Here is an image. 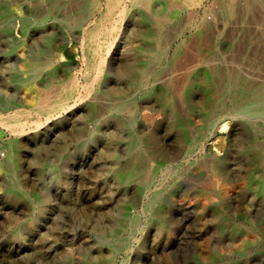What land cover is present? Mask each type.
Returning <instances> with one entry per match:
<instances>
[{"label":"rangeland","instance_id":"1","mask_svg":"<svg viewBox=\"0 0 264 264\" xmlns=\"http://www.w3.org/2000/svg\"><path fill=\"white\" fill-rule=\"evenodd\" d=\"M124 3L129 14L98 29L106 0H0V264H99L122 204L136 223L107 264H264V115L252 119V133L231 112L234 94L264 86V11L240 1L229 15L228 0H198L159 25ZM81 13L75 28L63 18ZM88 31H113L101 35L97 58L81 43ZM148 48L158 58L146 67ZM40 51L47 62L33 70ZM128 62L149 70L142 84L124 75ZM72 79L76 93L58 104ZM117 89L124 94L110 93ZM121 102L133 113L109 112ZM15 151L18 185L6 163ZM211 155L226 157L234 174L216 175ZM150 164L163 165V180L147 188ZM131 166L136 178L120 183L114 171ZM155 188L162 196L150 205Z\"/></svg>","mask_w":264,"mask_h":264},{"label":"bare ground","instance_id":"2","mask_svg":"<svg viewBox=\"0 0 264 264\" xmlns=\"http://www.w3.org/2000/svg\"><path fill=\"white\" fill-rule=\"evenodd\" d=\"M125 0H106V6L103 8L104 9V18L100 20L97 24V28H101L102 25L106 24L107 21L114 15V14H120V16H126L129 14V10L127 9L126 4L124 3ZM133 5L137 6H143L146 11L150 12L153 14V18L155 17L158 20V24H162L163 20L168 17V16H173L176 17L180 13L187 12L189 11V6L195 4L198 0H130ZM240 1H244V8L248 11H251L254 7H258L260 10L264 11V0H228V4L226 5V10L229 15H233L234 12L237 10V5H239ZM102 7L100 10H103ZM83 12V11H81ZM64 20L68 23L69 26L75 28L78 26H81L84 20V14L81 13V15L77 17H70V16H63ZM143 18L145 20H148L149 17L147 15H144ZM112 20V19H111ZM111 22V21H109ZM114 25V24H113ZM116 26V25H115ZM114 26V27H115ZM112 28V27H110ZM115 30V29H114ZM102 31V30H101ZM83 32V31H82ZM103 34V33H102ZM99 31L95 32H85L81 39L82 42L86 46V50H92L94 53L95 58H97L98 53L100 51V39L101 35ZM109 34H113V31H107L104 32V39H108ZM142 34L146 37L152 38L156 40L158 43L161 42V39L163 38V35L160 33V31H154V30H149L146 29L142 32ZM111 36V35H110ZM47 42L51 43L53 42L54 37L48 35L45 38ZM109 41V46H107L108 52L111 50L112 46V40ZM71 43V42H70ZM69 43V44H70ZM107 43V42H106ZM102 48V47H101ZM151 48L146 49L147 53L145 54V57L142 61L143 66H151L154 64L155 60L158 58V49L156 51L149 50ZM101 55V54H100ZM48 56V53L46 51H40L37 53L35 59L31 63V66L33 70H37L40 68V65L42 63L40 62H47L44 61L43 59ZM99 57V56H98ZM104 60L107 58L106 56H102ZM55 62H61V58H57L54 60ZM103 63H98V64H92L91 69L101 67ZM141 65V66H142ZM139 65V62H128L124 66V75L127 77L128 81L132 86L137 85V84H142L145 80V77L148 73L149 70L141 68ZM199 64L192 66V70L198 69ZM93 68V69H94ZM91 71V70H90ZM206 72H210L211 70L205 69ZM54 72V70H53ZM94 78V76L92 77ZM76 82L74 79H72V82L70 85H68L67 88H64L63 93L59 99L60 105H63L61 102H63L64 99H67L68 97L74 96L76 93ZM139 89V88H138ZM237 88H231L228 87V90H235ZM244 89V88H242ZM90 90V89H89ZM248 92L243 95H235L232 96V103H231V112L242 116L245 120L243 123L245 124L246 128H248L252 133L254 132V124L252 123V119L261 115H264V86L260 87H254V88H247L246 89ZM112 95H120L122 96L124 94L123 91L121 90H112L110 91ZM39 108L43 110H48L50 111L53 109L56 105L53 103H42L38 105ZM66 106V105H65ZM129 104L127 102H121L119 104L111 105L108 107L109 112H121L126 109L130 111V113H133V109L130 108ZM130 108V109H129ZM169 110L172 112L173 109V104L168 105ZM22 115H15L12 117V119L15 121L14 126L16 125L21 126L22 124ZM97 122V121H96ZM132 119L127 120L124 124L125 125H131ZM12 124V123H11ZM13 126V125H12ZM8 127V126H7ZM24 128V127H23ZM12 130V129H11ZM14 130V129H13ZM16 131V129H15ZM20 131V130H19ZM18 131V132H19ZM17 133V132H16ZM20 133V132H19ZM130 149L135 150L137 149L138 146V139L135 137L131 138V141L129 142ZM248 147L242 148L241 154L244 156L248 155V149L249 147L253 146L248 142ZM159 149L153 148L151 149V153L157 155L159 154ZM188 151V149H187ZM2 154V153H1ZM13 156H10L9 160H7V167L9 169L12 181L15 185L17 184L16 181V176H15V165L18 162V156L17 152L15 151L13 153ZM113 159L115 160V156H112ZM209 159L212 161V166L211 169L214 170L216 175L220 176H225L226 178H230L233 171H235L230 165H228L226 157H219V156H209ZM170 160V157L168 155L162 154V162H166ZM163 165H155V164H150L145 172V185L148 188L151 183L155 179H159L160 181L163 180V176L159 177V174L161 171H163ZM207 168V167H206ZM251 169V168H250ZM249 169V170H250ZM252 171V169L250 170ZM240 172V171H239ZM138 173V170L134 167L131 166L125 170H120V171H114V176L115 178L120 182L124 184H128L134 178H136V174ZM175 173V172H172ZM234 174V173H233ZM152 194L150 196V205L156 204L162 196V191L159 188L152 189ZM207 202L202 201V207H206ZM112 217L115 220V223L105 231L107 234V243L109 244L110 247V252L109 254L104 257L100 258L99 264H107L111 261L113 256L123 249L126 246V239H125V226L130 225L134 226L136 223V220L131 217L127 211V206L125 204H122L116 212L112 214ZM110 236V238L108 237Z\"/></svg>","mask_w":264,"mask_h":264}]
</instances>
